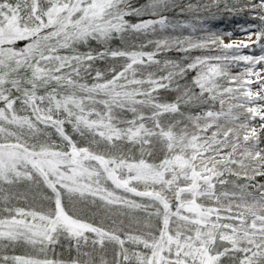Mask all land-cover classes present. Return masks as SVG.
<instances>
[{"label": "snow or ice", "instance_id": "obj_1", "mask_svg": "<svg viewBox=\"0 0 264 264\" xmlns=\"http://www.w3.org/2000/svg\"><path fill=\"white\" fill-rule=\"evenodd\" d=\"M174 3L0 0V250L28 249L0 264H264V183H251L264 177V55H230L249 43L215 33L149 40L152 52L110 46L188 27L161 15ZM249 7L264 21V0ZM145 15L160 18L127 19ZM247 39H264V24ZM210 45L223 54L150 70L160 51ZM240 61L244 71L230 75ZM189 70L199 92L177 82L175 100L162 102L159 91ZM217 101L219 111L181 110ZM62 241L74 258L49 257Z\"/></svg>", "mask_w": 264, "mask_h": 264}, {"label": "trees", "instance_id": "obj_2", "mask_svg": "<svg viewBox=\"0 0 264 264\" xmlns=\"http://www.w3.org/2000/svg\"><path fill=\"white\" fill-rule=\"evenodd\" d=\"M132 4L136 7L140 5H144L149 3V0H131ZM260 0H175L174 5L166 12L161 13L163 16H167L170 24H180V25H188V27H176V28H166L159 29L157 26V30L153 33L149 31L147 34H139L133 36L131 34H127L125 36V41L122 43L118 38L113 40L111 43V47L122 48L124 50H136V51H145L152 52L156 51L155 44H149L148 41L164 39V38H176L179 37L184 39L186 37H191L193 42H201L208 38L210 33H215L222 37L223 41L226 37H237L241 35H246L249 32H256L260 29L261 25L264 24V21L259 19L260 12L259 10H253L249 7L250 3H259ZM178 5V6H176ZM191 5V8L188 6ZM160 16H151L145 15L143 17H127L131 22H140L142 19H159ZM227 33H231V35H227ZM261 43L264 44V39L261 40ZM146 45L141 48L140 45ZM93 49L101 48L102 46L98 45L96 42H92L90 45ZM254 45H250L249 47H241L239 49L229 50V54L236 55H247V56H258L257 53L259 50H251ZM211 50L206 49H191L188 53L177 51L175 48L172 50H164L160 51L156 59L161 61V65L159 69L155 66L151 68V71H154L156 75L164 76L167 75V71L172 69H163V61L171 60L176 63L181 64L182 66H186L187 63L192 62V60L197 56H209V55H222V51L216 48L215 45L209 46ZM80 52L88 51V48L85 46H78ZM60 54L66 55L69 54L67 50H61ZM122 63V61H108V62H97L96 67L105 69L109 67L111 64H116L117 66ZM215 63V61H212ZM247 65L245 62L240 61L230 65V75H237L244 71V68ZM197 72L195 70H189L186 76L183 77H174L173 81L170 85L169 91H165L161 89L159 91V99L162 102H172L175 100L178 93L175 91L176 83L178 82L182 88L187 87L192 89L195 92H199V88L196 87L192 81L196 76ZM94 75V73H93ZM84 82L91 83L92 78L86 77ZM220 84L224 87L230 86L228 82L221 78L219 80ZM167 83V81H165ZM0 106H3L0 103ZM225 111H227V104H225ZM219 111L220 105L217 102H214L212 105H193L190 108L181 106V110L185 112H190L193 115L200 114L204 111L209 110ZM129 118L131 114H126ZM243 119V118H242ZM221 124H225L228 126V122L221 117ZM252 126L258 127L259 118L250 122ZM69 133L71 132V127L66 126ZM215 129H210L208 135H211V131ZM75 138V137H74ZM222 139V137H220ZM53 140L58 141V137L53 133ZM262 139H264V134H262ZM82 143V142H81ZM261 147H264V143L261 144ZM224 151H227L225 149ZM235 179V178H233ZM241 182H247L242 180ZM251 183L259 185L264 183V177L257 175ZM19 190L23 191V188ZM14 206L18 207H28V203L21 201H12ZM3 207V202L0 201V208ZM5 215L4 213H0V216ZM28 251V249L24 247H16L15 249L9 247L6 250H0V255H23ZM50 258L69 260L70 258H74L76 256L75 250L73 249L69 252L67 248V243L63 242L61 245H58L55 249V255L53 253L48 254ZM109 260L112 259L111 251H109V255L107 257Z\"/></svg>", "mask_w": 264, "mask_h": 264}, {"label": "rangeland", "instance_id": "obj_3", "mask_svg": "<svg viewBox=\"0 0 264 264\" xmlns=\"http://www.w3.org/2000/svg\"><path fill=\"white\" fill-rule=\"evenodd\" d=\"M249 34V33H248ZM248 34H246V35H241V36H237V37H226L225 39H224V42L225 43H229V42H232V41H236V42H240V41H244V42H246V43H249V46L250 45H254L252 48H251V50H259L260 49V51H258L257 53H259V55L258 56H260V55H264V50H262L261 49V44H263V43H261V41L260 42H258V43H252L251 41H248V39H247V37H248ZM256 39V37L253 35L252 36V40L254 41ZM260 67V65H257V68H259ZM254 90H255V88H254ZM0 142H2V141H0Z\"/></svg>", "mask_w": 264, "mask_h": 264}]
</instances>
